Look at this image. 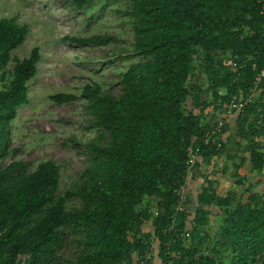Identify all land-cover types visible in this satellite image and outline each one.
<instances>
[{
  "label": "trees",
  "instance_id": "1",
  "mask_svg": "<svg viewBox=\"0 0 264 264\" xmlns=\"http://www.w3.org/2000/svg\"><path fill=\"white\" fill-rule=\"evenodd\" d=\"M71 1L81 11L92 0ZM263 2L130 0L132 52L139 60L120 76L121 93L88 83L80 94L50 97L57 104L85 100L91 128L98 131L86 147L91 156L86 170L63 194L60 164L44 160L36 169L23 160L5 164L41 54L36 47L25 59L13 57L29 26L17 18L0 20V264H141L154 238L158 252L146 264H264V195L254 192L256 184L248 181L244 191L250 196L243 203L235 190L219 195L209 180L196 206L190 198L188 210L178 215L174 193L185 183L189 146L200 149L194 170L204 177L212 159H230V140L227 144L224 137L217 149L205 146L203 138L226 104L240 93L247 96L264 65ZM67 39L88 45L112 38ZM229 58L244 66L241 73L223 66ZM192 78H197L193 86ZM203 83L210 100L201 99ZM236 125L239 142L246 144L236 155V173L224 168L222 175L242 186L248 176L239 171L246 165L264 175V118L250 106ZM73 197L81 207H68ZM215 210L220 240L211 245ZM174 221L176 228L169 231ZM71 234L79 252L65 258L61 251Z\"/></svg>",
  "mask_w": 264,
  "mask_h": 264
},
{
  "label": "rangeland",
  "instance_id": "2",
  "mask_svg": "<svg viewBox=\"0 0 264 264\" xmlns=\"http://www.w3.org/2000/svg\"><path fill=\"white\" fill-rule=\"evenodd\" d=\"M10 18H17L19 23L29 26L24 44L14 50L12 56L25 59L37 47L41 60L37 75L28 83L30 102L19 109L14 122L9 147L11 154L5 164L23 160L31 164V169H36L44 160L60 164V193L63 194L86 170L91 160L86 147L97 138L98 131L91 128L92 117L87 113L85 100L57 104L50 97L58 93L80 94L88 83H98L114 95L121 93L120 76L139 60L132 52L134 17L130 0H92L81 11L76 9L71 0H0V20ZM93 35L112 39L103 44L88 45L67 39L89 38ZM195 82L197 78H192L189 84L193 86ZM199 86L204 88L201 99L210 100L211 95L205 83ZM188 103H191L190 99ZM236 122L237 118H234L228 126L231 142L241 140L236 132ZM229 149L233 151L230 146ZM225 158L223 156L214 164L210 162L206 172L203 169L207 177L195 170L189 181V187L196 183L190 197L194 198L193 194L200 190L201 184L206 187L211 180L219 194L235 188L242 191L240 198H246L247 192L244 190L247 183L237 186L234 180L229 181L228 175L221 174L223 168L229 172L234 169L231 160ZM241 171V174L253 178L251 182L256 184L255 192L264 195V175H253L249 165ZM224 176L226 179H223ZM258 181L263 184H257ZM68 207L79 208L81 201L73 197ZM217 214L215 210L211 217V245L220 240L216 233L219 223ZM78 252V241L71 234L61 254L65 258H74ZM153 264L159 263L155 260Z\"/></svg>",
  "mask_w": 264,
  "mask_h": 264
},
{
  "label": "built area",
  "instance_id": "3",
  "mask_svg": "<svg viewBox=\"0 0 264 264\" xmlns=\"http://www.w3.org/2000/svg\"><path fill=\"white\" fill-rule=\"evenodd\" d=\"M261 13H264V2L261 7ZM223 66L225 68H229L230 71L233 73H241L243 71L244 66L239 65L238 62L233 58H229L224 60ZM257 69V65H253V70ZM239 75L235 78V81H238ZM250 106H255L256 113L258 115H261L264 118V65L261 68V70L258 72L254 82L253 87L247 94V96H244L242 93H240L239 98H234L230 103L226 104L224 107L225 110L223 112V115L219 119L218 123L211 126L209 128L203 138V144L205 146H214L217 149L222 148V144L225 137V131L228 128L230 122L237 118L239 115L243 114L246 109ZM188 156L189 160L187 162V168H186V174H185V183L177 186L174 189V193L176 196V205H175V211L176 214H180L188 210L189 207V181L190 178L195 174V165L200 160V149H196L194 146H189L188 148ZM152 212L155 216L158 215L157 209H153ZM176 228V221L173 222V224L169 227V231H174ZM185 237L189 238L190 233L186 232ZM158 252V239L154 238L152 240V246L151 251L146 257V261H142L141 264H146L147 260L153 259L156 257ZM168 264H173L172 262H169Z\"/></svg>",
  "mask_w": 264,
  "mask_h": 264
},
{
  "label": "crops",
  "instance_id": "4",
  "mask_svg": "<svg viewBox=\"0 0 264 264\" xmlns=\"http://www.w3.org/2000/svg\"><path fill=\"white\" fill-rule=\"evenodd\" d=\"M226 137H227V139H226ZM230 137H231V134H230V131H228L227 132V134L225 135V141H226V143L228 144V141L230 140ZM246 144V142L244 141V142H241V143H237V141H234V142H231V140H230V144H229V146L231 147V148H233V151L232 152H229V154H228V156H230V159L229 160H231V164H232V166H233V172H229V174H232V175H234L235 173H236V170H235V167H234V165H235V161H236V163H239V161H238V159L237 160H235L236 159V155H238V154H240V147L241 146H244ZM235 151H237V152H235ZM243 156H245V157H248V153H244L243 154ZM219 159H221V158H214V159H212V161H211V163L212 164H214L215 162L214 161H217V160H219ZM226 159V158H225ZM227 161H228V159H227ZM225 167V166H224ZM209 167H207V169H208ZM223 170H224V168H223ZM242 169H240V171H239V173L241 174V171ZM205 173V172H204ZM254 173L255 172H253V175H254ZM222 174V173H221ZM228 174V176H227V178L229 179V181L230 180H233V178H232V175L230 176ZM241 175H243V174H241ZM244 175H246V174H244ZM257 175V174H256ZM255 177V176H254ZM223 179H226L225 178V176L223 177ZM223 179H221V180H223ZM251 179H253V178H251L250 176L248 177V180L247 181H244V183H243V185L244 184H246V186H248L249 185V182H251ZM224 181V180H223ZM227 182V184H229L230 182ZM249 181V182H248ZM252 183V182H251ZM194 185V187H195V185H196V183L194 182L193 183ZM242 185V186H243ZM193 186H190L189 187V190H190V193L189 194H192V192H193V189L195 190V188L193 187ZM199 188V187H198ZM202 189H203V184H201V188H200V190L199 191H197V193H194L193 195H194V198H192V197H190L191 198V200H192V204H191V207L193 208L194 206H196V198H197V196H198V194L202 191ZM231 190H235L236 192H238L239 194L242 192L241 190H239V189H235V188H233V189H229L228 190V192L229 191H231ZM255 190H256V188L254 189V192H255ZM227 192V193H228ZM227 193H224V194H222V196H225V194H227ZM218 194H219V192H218ZM219 195H221V194H219ZM249 196H250V194L249 193H247V195H246V198L243 196L242 198H240L241 199V201L243 202V203H246L247 201H248V198H249Z\"/></svg>",
  "mask_w": 264,
  "mask_h": 264
}]
</instances>
